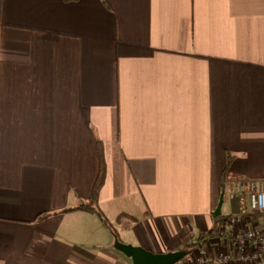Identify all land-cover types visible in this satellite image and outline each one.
Returning <instances> with one entry per match:
<instances>
[{
  "label": "crops",
  "instance_id": "crops-1",
  "mask_svg": "<svg viewBox=\"0 0 264 264\" xmlns=\"http://www.w3.org/2000/svg\"><path fill=\"white\" fill-rule=\"evenodd\" d=\"M99 140L116 234L69 210ZM247 176L264 178V0H0V264L182 249L222 194V216L249 210L230 197Z\"/></svg>",
  "mask_w": 264,
  "mask_h": 264
},
{
  "label": "built area",
  "instance_id": "built-area-1",
  "mask_svg": "<svg viewBox=\"0 0 264 264\" xmlns=\"http://www.w3.org/2000/svg\"><path fill=\"white\" fill-rule=\"evenodd\" d=\"M230 197L245 195L249 210L223 215L217 227L216 243L192 233L193 250L176 264H264L263 227L254 215L264 214V178L235 177Z\"/></svg>",
  "mask_w": 264,
  "mask_h": 264
},
{
  "label": "trees",
  "instance_id": "trees-1",
  "mask_svg": "<svg viewBox=\"0 0 264 264\" xmlns=\"http://www.w3.org/2000/svg\"><path fill=\"white\" fill-rule=\"evenodd\" d=\"M98 154H99V162H100L99 172L94 182L90 197L87 199L80 198L79 203L73 207H69V210L76 208V209L88 210L90 212L95 213L107 225V227L110 228L116 234V230L114 229L113 225L110 223V221L108 220L105 213L100 207V191L106 182L107 172H108L107 163H106L105 155H104V147H103V143L101 140L98 141ZM230 160H231V156H230ZM221 217L222 215L220 212L219 215H216L214 217L215 222H214V226L212 227L211 231L208 233H201L200 235L202 237L218 236L217 227H218ZM263 236H264V229H263ZM193 248L194 246L191 244H186L182 247V249L187 251V254L190 253L193 250Z\"/></svg>",
  "mask_w": 264,
  "mask_h": 264
},
{
  "label": "water",
  "instance_id": "water-1",
  "mask_svg": "<svg viewBox=\"0 0 264 264\" xmlns=\"http://www.w3.org/2000/svg\"><path fill=\"white\" fill-rule=\"evenodd\" d=\"M224 202V195H221L218 207L215 214L219 215ZM115 246L131 257L133 264H176L187 255L184 249L171 250L167 252H154L141 245H133L131 243H124L120 239H116Z\"/></svg>",
  "mask_w": 264,
  "mask_h": 264
},
{
  "label": "rangeland",
  "instance_id": "rangeland-1",
  "mask_svg": "<svg viewBox=\"0 0 264 264\" xmlns=\"http://www.w3.org/2000/svg\"><path fill=\"white\" fill-rule=\"evenodd\" d=\"M254 178H257V177H254ZM226 197V196H225ZM217 208V207H216ZM216 210V209H215ZM226 211V204L224 203V206L222 208V212ZM257 219H259L258 217H256ZM260 220V219H259Z\"/></svg>",
  "mask_w": 264,
  "mask_h": 264
}]
</instances>
